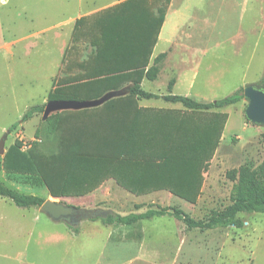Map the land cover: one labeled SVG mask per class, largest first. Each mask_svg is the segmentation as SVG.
I'll list each match as a JSON object with an SVG mask.
<instances>
[{
  "label": "rangeland",
  "instance_id": "374dc122",
  "mask_svg": "<svg viewBox=\"0 0 264 264\" xmlns=\"http://www.w3.org/2000/svg\"><path fill=\"white\" fill-rule=\"evenodd\" d=\"M115 1L0 0V140L9 132L5 152L15 141L27 148L34 140L43 114L19 123L23 114L32 106L47 104V94L54 80L80 72L75 67L67 70L70 61H83L90 55L91 47L83 38L78 39L77 51L71 55L63 53L71 46L76 17L89 13L83 16L89 18V25L98 12L117 4L113 3ZM180 1L174 0V6H179ZM189 2L198 10L184 25L168 57L180 62L197 60L190 72L185 70L188 80L195 75L189 93L192 98L213 102L246 85L262 86L264 0ZM160 50L161 45L156 47L154 54ZM167 83L162 75L159 81L142 82L141 88L160 95L166 87L168 89ZM187 85L185 81L180 83L174 94H188ZM143 103H152L155 107H181L166 103L161 97ZM245 107L242 100L222 109L227 115L223 134L202 175L201 195L193 205L167 191L136 196L112 180L105 181L85 196L64 198L51 197L45 188L34 186L29 177L1 172L0 181L21 194L40 196L76 208H100L119 215L143 213L149 209L180 210L194 221H207L213 213L223 211L230 204L234 182L226 178V172L241 166L254 170L264 162V127L248 122L244 116ZM14 124L18 126L11 129ZM36 217L39 222L34 225ZM238 218L244 222L241 229L189 232L169 215L143 220L133 228L117 226V233L110 242L117 243L125 237L126 241L119 244L126 246L125 250L109 254L108 248H103L104 255L98 253L108 229L100 225V219L83 220L78 228L85 233L83 238L94 240L90 242L96 250L87 256L82 254L81 264H104L106 261L109 264H264V214H239ZM65 227L68 228L63 222L52 223L39 208H19L9 199L0 198V254H29L31 257L39 254L38 261L42 264H63L62 248L67 241L49 243L39 233ZM46 254L51 256L46 257ZM69 262L65 257L64 264Z\"/></svg>",
  "mask_w": 264,
  "mask_h": 264
},
{
  "label": "trees",
  "instance_id": "16d2710c",
  "mask_svg": "<svg viewBox=\"0 0 264 264\" xmlns=\"http://www.w3.org/2000/svg\"><path fill=\"white\" fill-rule=\"evenodd\" d=\"M169 1L124 0L98 12L89 25L87 17L75 20L73 45L64 55L77 51L79 38L95 48V54L67 64V70L75 67L80 72L54 80L47 103L95 101L121 89L124 95L97 107L64 110L40 120L27 148L15 141L0 157V173L29 177L34 186L45 188L53 198L82 197L112 179L136 196L167 191L189 204L197 202L202 175L227 120V115L217 110L242 101L243 88L210 103L171 94L161 97L181 104L186 111L138 109L137 99L160 98L142 90L140 84L144 78L156 79L158 64L165 58V54L158 55L146 70ZM261 81L264 85V75ZM44 107H30L19 123L43 114ZM225 176L234 182L230 204L207 221H194L180 210L167 209L114 214L100 221L129 226L169 215L189 232L241 229L244 222L239 214H264V162L254 170L247 166L229 170ZM0 198L19 208H39L45 202L1 181ZM70 230L78 232V228Z\"/></svg>",
  "mask_w": 264,
  "mask_h": 264
},
{
  "label": "crops",
  "instance_id": "0c3cea01",
  "mask_svg": "<svg viewBox=\"0 0 264 264\" xmlns=\"http://www.w3.org/2000/svg\"><path fill=\"white\" fill-rule=\"evenodd\" d=\"M120 1H124V0H117L113 3H118ZM113 3H111V4H113ZM189 3H190L189 0H181L180 5L175 7L174 6V0H170V3L168 5V7L166 8L165 18H164L163 24L161 26V29L159 31L156 44L153 47L152 54L150 56L148 67L146 68V70L153 64V60L158 55L165 54V58L158 64L159 72H158L155 80L150 81V80H147L146 78H144L142 80V82H145V81L156 82V81H159L161 79L162 75H164V77L168 81V83L170 81H172L173 83H172L170 90H168L166 87V90L164 93H162L160 95L155 94V95H158L159 97H163V96L168 95V94L175 95L174 92H175V89L177 88V86L180 83L185 81V83L186 82L188 83L187 88H186V91L188 92V94L184 95V97H188V98H191V99L197 101L196 99L192 98V96L190 95L191 90H192L193 85H194L195 75L194 74L191 75L190 80H188L189 78L187 77V74L185 73V70H189V72L192 70L193 65L197 64V60H191L188 62H180V61H176V60L171 61L170 57H168L170 54V49H172L173 45L174 46L177 45L176 40H177L180 32L182 31L184 25L193 17L194 13L198 10L197 8H195V6L190 5ZM88 14H85V15L87 16ZM85 15L81 14V15H78L76 18H80V17H83ZM72 45L73 44L71 43V46ZM160 45H161V50L157 55H155L154 54L155 49L157 46H160ZM71 46H69L68 48H70ZM89 47H91V46L89 45ZM63 53H64V51H63ZM89 53H90V55H94L95 54V48L91 47L89 50ZM182 63H184L185 66H182ZM184 77H186V79L184 81H182V78H184ZM142 82L140 84V87L142 85ZM168 83H167V86H168ZM145 92H147V91H145ZM148 93H151V92H148ZM152 94H154V93H152ZM122 95H124V94L121 92V90L110 91V92L104 94V96L101 97L100 99H102L104 97H108V96H111L109 98V99H111V98L119 97ZM177 96H182V95H177ZM100 99H98V100H100ZM109 99H107V100H109ZM107 100L102 102L100 105L105 103ZM144 100L146 101V100H151V99H141V98L137 99L136 102H137L139 110H142V111H150V110L186 111L182 107L181 104H180L181 105L180 108L155 107L152 105V103H143L142 104V101H144ZM164 102H166V101H164ZM197 102L210 103L212 101H210V102L197 101ZM166 103H170V102H166ZM170 104H179V103H170ZM100 105H98V106H100ZM95 107H97V106H95ZM90 108H93V107H90ZM222 109H219L217 111L224 113V112H222ZM211 112L213 113L216 111L212 110ZM206 119H207V116H206ZM196 124H197V119H196ZM110 180H112V179H110ZM135 214H138V213H135ZM121 216H124V215H121ZM38 222H39V219H38V217H36L33 224L36 225ZM142 222L143 221H139V222H137L133 225H129V226L131 228H133V227L140 225ZM79 225H81V223ZM100 225L103 227H106L108 230L106 233L105 243H103L102 248H101V250H99L98 254L104 255L103 248H105V249L108 248L109 254H117V251H120V250L124 251L126 246L120 247L119 244H120V241H126L125 237L122 236V238H124V239L121 238L120 240H118L117 243L110 242V239L112 238V236L117 233V229H115V228L117 226L119 227V225H104L102 223ZM39 235L43 236L45 238V240L49 241V243L51 242V243L59 244V243H62L63 241H67L66 247L62 248V254H64L63 264L65 262V257H68L69 261H70L69 263H65V264H81L83 259H84L82 254H85L87 256V254H93V252L96 250V247L94 246V244L92 242H90V241L94 242V240L83 238L85 236V233L84 232L82 233V231L79 228H78L77 233H73L69 227L68 228L65 227L62 230H59V228H50V229H46L44 232L39 233ZM38 256H39V254H33L32 257L29 254H0V264H42L38 261ZM41 256L44 257L45 255L41 254ZM49 256H51V254H46V257H49ZM99 264H103V263H99ZM104 264H109V261L104 262Z\"/></svg>",
  "mask_w": 264,
  "mask_h": 264
},
{
  "label": "water",
  "instance_id": "95a60500",
  "mask_svg": "<svg viewBox=\"0 0 264 264\" xmlns=\"http://www.w3.org/2000/svg\"><path fill=\"white\" fill-rule=\"evenodd\" d=\"M111 96L100 100L85 102H48L43 111L42 119H46L50 113L64 110H80L100 105ZM243 100L246 103L244 116L248 122L257 127H264V86L246 85L243 88ZM9 132H6L0 140V157L5 154L4 145ZM39 211L54 223L63 222L70 228H78L83 220L106 219L113 216L110 210L82 209L58 202L45 200L39 207Z\"/></svg>",
  "mask_w": 264,
  "mask_h": 264
},
{
  "label": "flooded vegetation",
  "instance_id": "af4514ba",
  "mask_svg": "<svg viewBox=\"0 0 264 264\" xmlns=\"http://www.w3.org/2000/svg\"><path fill=\"white\" fill-rule=\"evenodd\" d=\"M262 86H264V85H262Z\"/></svg>",
  "mask_w": 264,
  "mask_h": 264
}]
</instances>
